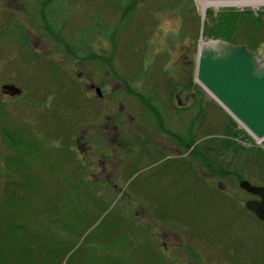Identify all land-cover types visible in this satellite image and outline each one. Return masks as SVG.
Listing matches in <instances>:
<instances>
[{"label": "rangeland", "instance_id": "1", "mask_svg": "<svg viewBox=\"0 0 264 264\" xmlns=\"http://www.w3.org/2000/svg\"><path fill=\"white\" fill-rule=\"evenodd\" d=\"M181 1L0 0V194L23 189L10 219L31 241L51 209L53 264H264V223L239 186H264V147L195 78L207 12L264 7H210L202 22Z\"/></svg>", "mask_w": 264, "mask_h": 264}, {"label": "water", "instance_id": "2", "mask_svg": "<svg viewBox=\"0 0 264 264\" xmlns=\"http://www.w3.org/2000/svg\"><path fill=\"white\" fill-rule=\"evenodd\" d=\"M205 2H244L264 0H204ZM205 15L202 16V22ZM198 47L196 79L229 115L257 138H264V59L245 45H233L222 39H203ZM10 95L21 91L5 86ZM96 92L101 96L99 88ZM240 136V133L238 134ZM242 190L257 197L245 207L264 222V186L247 180L239 183Z\"/></svg>", "mask_w": 264, "mask_h": 264}, {"label": "trees", "instance_id": "3", "mask_svg": "<svg viewBox=\"0 0 264 264\" xmlns=\"http://www.w3.org/2000/svg\"><path fill=\"white\" fill-rule=\"evenodd\" d=\"M181 2H182L180 3L181 6L185 8L186 7V5L184 4L185 0H182ZM135 3L136 0H132V4L134 5V7H135ZM184 10L185 9H183V11ZM263 16L264 13L256 17L249 11L243 13L233 12V11H222L219 12L218 14L209 11L207 12V17L203 26L202 35L206 39H222L230 42L233 45H245L249 50L256 52V49L252 47V43H254L255 41V39H252L254 37L253 32L255 33V30L258 31L262 28L261 20H263ZM247 32H251L252 34L246 35ZM150 108L152 109V111L155 110V107L153 105H150ZM160 124H162L161 121H158L159 126ZM231 125L233 127L236 126L234 122H232ZM2 132L3 135H5V137L7 135L6 139L10 138L12 140L10 141L8 139L12 143V146L14 145L13 148L18 145L19 138L15 139V137L12 136L11 133L6 129L3 130ZM237 137H238V132L234 130L232 132V139L234 140ZM193 141L194 138L190 140V143L195 144V141L194 142ZM29 151L27 152L24 151L26 156L29 154ZM198 152L199 151L197 148L195 149V151L194 150L191 151V153L194 154L195 158L200 159L201 156L200 155L198 156ZM258 153L261 154L264 158V153H261L260 151H258ZM21 160L22 159L17 158V165H16V167L18 166V168L16 169L17 173L21 175L22 179L28 178L29 180H31L30 177L27 176V171L24 170ZM10 182H12V184L14 185L7 184L3 196H1L0 194V220H1L0 264H53L52 262L53 260H55L54 256L57 253H54L53 256L51 257L52 254H50L44 248L45 242L47 240L45 232L48 233L49 230H51V228L54 226L51 225L50 222H55L51 219V217H46V218L44 217L49 213V210L51 209L48 210V213H41L40 216L35 217L36 221L34 224L36 225L35 226L36 233L33 234L39 236L38 237L39 242L35 241V239L31 241L29 236L23 233L24 228L22 226H19V232L17 234L16 233L17 228L15 229L14 224H12L13 222L10 219V217H15L12 213V208L14 206L15 207L17 206L16 203L18 202V199H20V195L23 189L19 187L18 183L14 179H11ZM57 200H59V202L55 205V209L56 208L58 209L59 205H62V203L60 202L64 203L65 201L66 203V200L62 196L61 197L59 196ZM51 202L52 201H49V203ZM25 207H26L25 204H23V208ZM23 208L21 209L22 212L19 213V217H29V215L26 212L25 213L23 212ZM60 211L61 210H58L57 212ZM63 213L60 212V217H56L57 223H59L58 220L61 219L63 221L65 219V217H63ZM48 215L51 214L49 213ZM47 220H50V222H48ZM41 235H45L44 239H42ZM49 235L50 232L48 233L47 237ZM61 238L62 237L60 235L59 239ZM35 244L38 245L37 248H34L33 245Z\"/></svg>", "mask_w": 264, "mask_h": 264}, {"label": "bare ground", "instance_id": "4", "mask_svg": "<svg viewBox=\"0 0 264 264\" xmlns=\"http://www.w3.org/2000/svg\"><path fill=\"white\" fill-rule=\"evenodd\" d=\"M197 4L200 7L201 10V16H204L206 14V11L210 8V7H214V8H219L221 6H227V5H251L253 7H258L260 5H264V2L262 1H244V2H205L204 0H196ZM195 76H196V72H195ZM196 78V77H195ZM196 83H198L202 88L203 86L200 84V82L196 79ZM206 91V90H205ZM211 98L214 99V97L208 92L206 91ZM219 104V103H218ZM219 106L225 110V112L227 114H229L226 109L224 108V106H222L221 104H219Z\"/></svg>", "mask_w": 264, "mask_h": 264}, {"label": "built area", "instance_id": "5", "mask_svg": "<svg viewBox=\"0 0 264 264\" xmlns=\"http://www.w3.org/2000/svg\"><path fill=\"white\" fill-rule=\"evenodd\" d=\"M263 6H264V5H260V6L256 7V8L263 7ZM252 138H253V140L256 142V145L261 146V147H264V146H263V145H264V139L259 140V139H256V138H254V137H252Z\"/></svg>", "mask_w": 264, "mask_h": 264}, {"label": "flooded vegetation", "instance_id": "6", "mask_svg": "<svg viewBox=\"0 0 264 264\" xmlns=\"http://www.w3.org/2000/svg\"><path fill=\"white\" fill-rule=\"evenodd\" d=\"M7 94V93H6Z\"/></svg>", "mask_w": 264, "mask_h": 264}]
</instances>
